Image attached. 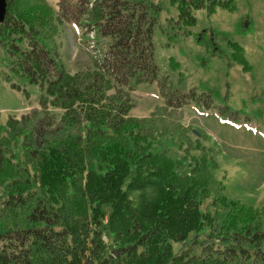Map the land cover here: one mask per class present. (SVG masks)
<instances>
[{
  "label": "trees",
  "instance_id": "1",
  "mask_svg": "<svg viewBox=\"0 0 264 264\" xmlns=\"http://www.w3.org/2000/svg\"><path fill=\"white\" fill-rule=\"evenodd\" d=\"M170 2L178 8L171 38L189 37L198 10L237 9L236 0ZM162 11L151 0H60L57 10L47 0H0V46L12 59L1 77L25 95L16 78L40 89L39 107L10 117L0 141V264H264V210L224 194L213 175L219 152L197 150L182 125V110L193 101L210 109L211 95L184 94L159 77ZM65 24L108 41L92 69L66 70ZM230 46L250 71L243 48ZM142 83H156L164 103L137 118L132 92ZM20 137L23 164L10 148ZM165 139L182 159L155 150Z\"/></svg>",
  "mask_w": 264,
  "mask_h": 264
},
{
  "label": "rangeland",
  "instance_id": "2",
  "mask_svg": "<svg viewBox=\"0 0 264 264\" xmlns=\"http://www.w3.org/2000/svg\"><path fill=\"white\" fill-rule=\"evenodd\" d=\"M47 1L58 9L60 0ZM159 1L164 16L175 11L169 0ZM254 2L255 0H237L238 13L246 15L250 3ZM248 24L247 18L243 25ZM172 25L174 24L165 19L162 23L159 21V26L164 30L159 29V26L155 29L159 77H168L171 86L184 94L194 91L199 96L206 93L212 99L210 109L194 101L187 105L182 110V125L190 130L192 141L201 146L197 150L219 152L216 158L219 167L213 171V175L222 181L224 194L231 200L264 210V46H257L258 42L264 45V23L262 28L261 24L258 23L257 26L255 22L253 28L248 30L241 25L237 31L223 35L195 32L192 38L169 37L168 35L178 30ZM260 31L262 35L257 37ZM228 39L238 41L246 47L247 58L252 65L251 71H243L241 65L231 57L232 49L227 44ZM59 41L62 60L66 70L72 75L92 69L103 47L108 44V41H101L98 45L94 34H85L82 28L74 24L62 26ZM170 58L180 61L181 68L176 70L170 66ZM11 60L0 46V141L6 136V124L10 117L20 118L32 108L39 107L38 87L26 85L23 80L16 78V84L26 88L25 95L13 90L3 81L2 74L10 73ZM180 80L182 82L179 84ZM134 90L132 96L138 105L131 111L133 117H149L164 103L156 83L136 84ZM193 131H197L199 136ZM10 148L17 161L23 164V138L11 142ZM155 150H167L175 159H182L184 156L169 139L159 140L155 144ZM193 155L199 157L201 153L195 151ZM187 164L188 162L185 165ZM6 196L7 187L0 186V199H5ZM203 210H211V201L203 205ZM259 228L264 231V218ZM103 237L108 245L112 244L109 233L104 231ZM173 248L177 253L183 249V244L175 243Z\"/></svg>",
  "mask_w": 264,
  "mask_h": 264
},
{
  "label": "crops",
  "instance_id": "3",
  "mask_svg": "<svg viewBox=\"0 0 264 264\" xmlns=\"http://www.w3.org/2000/svg\"><path fill=\"white\" fill-rule=\"evenodd\" d=\"M151 1H153L156 4L160 3L159 0H151ZM169 4L175 11L171 13L170 15H166V16H164V11H163L159 16V21L161 23L164 22L165 19L168 20L171 17L174 19H177L178 17L177 6L172 5L170 0H169ZM212 9L213 10L211 11L209 10V8H204V9H201L195 12L197 23L194 27L188 28L190 32L189 38H192V36L195 35V32L196 33L203 32V34L213 33L212 35H217V33H220L221 35H223V34H229L232 31L235 32L237 31V29H240L242 27L241 25L244 24L247 18H248L249 24H251V26H249V24L247 26L243 25L244 28H246L247 30L250 28H253L252 26L255 22L257 26H258V23L261 25L264 23V0H255L254 3L252 4L250 3L249 10L246 15L245 14L240 15L238 13V4H237V9L235 11H227L225 9H222L221 7H213ZM262 28H263V25H262ZM261 35H262V31L257 33V37H260ZM231 42L237 43L240 47L243 48L244 56L246 60L248 61L249 66L251 67V70H252V65L250 64L247 58L248 52H247L246 47L242 46L238 41H232V39H228L227 44L229 45L230 49H232V47L230 46ZM263 42H264V37H263ZM257 46L261 48L264 45L258 42ZM262 51H264V49ZM232 53H233V50L231 51V55Z\"/></svg>",
  "mask_w": 264,
  "mask_h": 264
},
{
  "label": "water",
  "instance_id": "4",
  "mask_svg": "<svg viewBox=\"0 0 264 264\" xmlns=\"http://www.w3.org/2000/svg\"><path fill=\"white\" fill-rule=\"evenodd\" d=\"M193 132L199 136V133L197 131H193Z\"/></svg>",
  "mask_w": 264,
  "mask_h": 264
}]
</instances>
